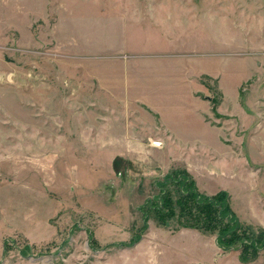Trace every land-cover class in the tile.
Instances as JSON below:
<instances>
[{"label":"rangeland","instance_id":"obj_1","mask_svg":"<svg viewBox=\"0 0 264 264\" xmlns=\"http://www.w3.org/2000/svg\"><path fill=\"white\" fill-rule=\"evenodd\" d=\"M151 2L195 13L119 9ZM260 130L264 0H0V264H264L160 187L185 170L258 235Z\"/></svg>","mask_w":264,"mask_h":264},{"label":"trees","instance_id":"obj_2","mask_svg":"<svg viewBox=\"0 0 264 264\" xmlns=\"http://www.w3.org/2000/svg\"><path fill=\"white\" fill-rule=\"evenodd\" d=\"M177 172L171 171L161 182L164 196L168 195L169 185H179L183 197H194L197 206L204 208L208 212L207 216L211 217L214 222V228H222L219 233V242L223 246H234L236 242L241 244V258L243 261H250V258H256L257 253L261 248H264V229H260L258 235L250 232L249 226L241 225L238 216L235 214L230 204V196L227 192L221 191L215 195H202L197 190L195 182L191 176L185 171L181 170L177 177ZM184 187L186 189H184ZM191 187V188H190ZM163 203V200H162ZM157 207V208H156ZM152 208L161 210L160 205L152 204ZM216 211V214H213ZM212 213V214H211ZM213 215V217L211 216ZM224 224V225H222ZM250 233L252 235H250ZM252 254V256H250Z\"/></svg>","mask_w":264,"mask_h":264},{"label":"crops","instance_id":"obj_3","mask_svg":"<svg viewBox=\"0 0 264 264\" xmlns=\"http://www.w3.org/2000/svg\"><path fill=\"white\" fill-rule=\"evenodd\" d=\"M114 2H115V4H117V1H114ZM119 9L123 10V14H125V16L132 14L133 17H135V18L143 17V18H147L148 20H152L155 24L156 23L162 24V25L172 24L175 27H178L177 25H179V24L185 25L187 19L191 18L192 14L195 13L192 10V8H190V7L169 6L168 4H163V2H155V4H154V2H151L150 5H148L146 7H141V8L137 7L136 5H130L128 7L120 6ZM148 108H149V110H151V113H155L150 107H148ZM155 115H158V113H155ZM242 124H243V122H242ZM249 125H250V121L247 125H243V126L248 127ZM162 126H163V132H164L162 137H164V139L167 141V136H168V134H170V132H169V129L167 130L165 125H162ZM213 126L221 129V131H222V127H220L218 125H213ZM261 131H262V133H260ZM257 135L264 136V130H260ZM161 139H163V138H161ZM210 172L212 173L213 171L211 170ZM217 175L219 176V175H223V174L217 173ZM232 176H233L232 179H231V177H229L228 179L236 181V182L242 180L241 178H243V176L241 174H233ZM224 178H226V177H224ZM259 224L261 226H264V220L260 221Z\"/></svg>","mask_w":264,"mask_h":264},{"label":"bare ground","instance_id":"obj_4","mask_svg":"<svg viewBox=\"0 0 264 264\" xmlns=\"http://www.w3.org/2000/svg\"><path fill=\"white\" fill-rule=\"evenodd\" d=\"M155 145H160V143L155 142Z\"/></svg>","mask_w":264,"mask_h":264},{"label":"built area","instance_id":"obj_5","mask_svg":"<svg viewBox=\"0 0 264 264\" xmlns=\"http://www.w3.org/2000/svg\"><path fill=\"white\" fill-rule=\"evenodd\" d=\"M160 143V142H159Z\"/></svg>","mask_w":264,"mask_h":264}]
</instances>
